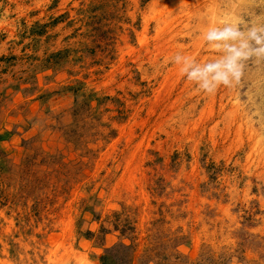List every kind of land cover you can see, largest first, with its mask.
I'll use <instances>...</instances> for the list:
<instances>
[{"label": "rangeland", "instance_id": "rangeland-1", "mask_svg": "<svg viewBox=\"0 0 264 264\" xmlns=\"http://www.w3.org/2000/svg\"><path fill=\"white\" fill-rule=\"evenodd\" d=\"M248 11L0 0V264H264V66L205 94L173 62Z\"/></svg>", "mask_w": 264, "mask_h": 264}, {"label": "clouds", "instance_id": "clouds-1", "mask_svg": "<svg viewBox=\"0 0 264 264\" xmlns=\"http://www.w3.org/2000/svg\"><path fill=\"white\" fill-rule=\"evenodd\" d=\"M247 19L237 18L204 28L202 38L216 55L199 62L191 56L177 54L173 62L180 65V74L198 91L214 94L220 87L233 90L243 87L253 68L264 66V0H247ZM253 93L251 88L245 96ZM254 114H264V102L251 103Z\"/></svg>", "mask_w": 264, "mask_h": 264}, {"label": "trees", "instance_id": "trees-1", "mask_svg": "<svg viewBox=\"0 0 264 264\" xmlns=\"http://www.w3.org/2000/svg\"><path fill=\"white\" fill-rule=\"evenodd\" d=\"M102 260H103V263H104V264H107V257H103Z\"/></svg>", "mask_w": 264, "mask_h": 264}]
</instances>
